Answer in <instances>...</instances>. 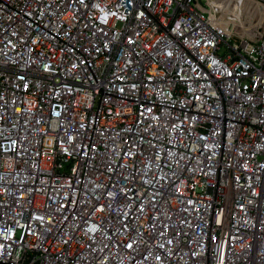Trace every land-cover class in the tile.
I'll use <instances>...</instances> for the list:
<instances>
[{
	"label": "built area",
	"instance_id": "built-area-1",
	"mask_svg": "<svg viewBox=\"0 0 264 264\" xmlns=\"http://www.w3.org/2000/svg\"><path fill=\"white\" fill-rule=\"evenodd\" d=\"M229 6L0 0L1 262L264 264V0Z\"/></svg>",
	"mask_w": 264,
	"mask_h": 264
},
{
	"label": "rangeland",
	"instance_id": "rangeland-1",
	"mask_svg": "<svg viewBox=\"0 0 264 264\" xmlns=\"http://www.w3.org/2000/svg\"><path fill=\"white\" fill-rule=\"evenodd\" d=\"M206 1L205 0H200V2L202 4L206 3ZM209 1H211V5H212V7L214 9H217V10L225 9L226 11H228V10H230L229 2H231V1L236 2L237 0H209ZM236 7H235V9L233 10V13H232L233 15H235V20L237 19L236 17H239L238 14H237L238 12H237V8Z\"/></svg>",
	"mask_w": 264,
	"mask_h": 264
},
{
	"label": "crops",
	"instance_id": "crops-1",
	"mask_svg": "<svg viewBox=\"0 0 264 264\" xmlns=\"http://www.w3.org/2000/svg\"><path fill=\"white\" fill-rule=\"evenodd\" d=\"M223 12L225 11V13H227V15H229L230 17H232L233 19H235V15H233L232 13H233V11H226L225 9H223L222 10ZM236 18H239V17H236ZM260 23V21L259 22H253V24H259Z\"/></svg>",
	"mask_w": 264,
	"mask_h": 264
},
{
	"label": "water",
	"instance_id": "water-1",
	"mask_svg": "<svg viewBox=\"0 0 264 264\" xmlns=\"http://www.w3.org/2000/svg\"><path fill=\"white\" fill-rule=\"evenodd\" d=\"M0 264H12V263H9V262H1L0 261Z\"/></svg>",
	"mask_w": 264,
	"mask_h": 264
},
{
	"label": "bare ground",
	"instance_id": "bare-ground-1",
	"mask_svg": "<svg viewBox=\"0 0 264 264\" xmlns=\"http://www.w3.org/2000/svg\"><path fill=\"white\" fill-rule=\"evenodd\" d=\"M223 14H225V11L222 13V15H223ZM220 16H221V15H220ZM228 18H230V16H229V15H227V19H228ZM231 18H232V17H231Z\"/></svg>",
	"mask_w": 264,
	"mask_h": 264
}]
</instances>
